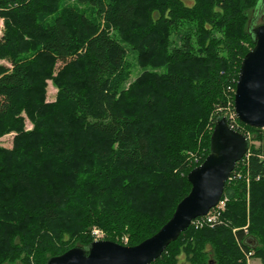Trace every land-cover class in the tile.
Segmentation results:
<instances>
[{
	"label": "trees",
	"instance_id": "obj_1",
	"mask_svg": "<svg viewBox=\"0 0 264 264\" xmlns=\"http://www.w3.org/2000/svg\"><path fill=\"white\" fill-rule=\"evenodd\" d=\"M258 3L0 0V139L14 134L0 146V264H47L95 229L127 247L151 238L190 193L218 119L247 136L229 113L261 145L226 183L220 221L191 224L151 264H264V129L234 110Z\"/></svg>",
	"mask_w": 264,
	"mask_h": 264
},
{
	"label": "water",
	"instance_id": "obj_2",
	"mask_svg": "<svg viewBox=\"0 0 264 264\" xmlns=\"http://www.w3.org/2000/svg\"><path fill=\"white\" fill-rule=\"evenodd\" d=\"M255 11L264 12V0ZM255 46L244 57L234 99L239 121L264 129V24L252 29ZM250 148L249 139L231 128L227 117L218 119L211 138V153L188 175L192 189L173 217L151 238L127 247L94 241L87 249L75 247L47 264H151L184 233L194 220L206 216L221 201L226 183Z\"/></svg>",
	"mask_w": 264,
	"mask_h": 264
},
{
	"label": "rangeland",
	"instance_id": "obj_3",
	"mask_svg": "<svg viewBox=\"0 0 264 264\" xmlns=\"http://www.w3.org/2000/svg\"><path fill=\"white\" fill-rule=\"evenodd\" d=\"M250 17H251L250 25L252 29L264 24V12L254 11L253 13L250 14ZM2 28H3V22L0 21V37H1ZM129 61H131L132 63L134 62V59L132 56H130ZM0 65H7V63L0 61ZM133 66L134 67H133V70L130 76V81H133L141 73V69L138 68L136 64L133 63ZM56 94H57L56 87L53 85L51 81H49L47 85V101L48 102L55 101ZM233 124L236 128L240 129L242 132H246L247 134L246 137L249 139L251 146L259 147L261 145V142H255V141L250 140V138L253 137L252 133L249 130H247V128L244 125L239 124L236 119L235 121H233ZM26 127L28 130L32 129V125L29 123V121L26 122ZM13 138H14L13 133L2 137L0 139V146L5 147V148H11L13 144ZM244 229H245V232L247 233L248 225H246ZM97 231L99 232L98 235L95 233ZM93 235L95 236V241L104 240V237H105V234L98 229L94 230ZM181 263L188 264L185 261L184 257L181 258ZM248 264H261V261L259 259H248Z\"/></svg>",
	"mask_w": 264,
	"mask_h": 264
},
{
	"label": "built area",
	"instance_id": "obj_4",
	"mask_svg": "<svg viewBox=\"0 0 264 264\" xmlns=\"http://www.w3.org/2000/svg\"><path fill=\"white\" fill-rule=\"evenodd\" d=\"M229 118L232 119V121H234L233 113H229ZM224 206H225V201L221 200L219 204L215 208H213L206 216L197 218L192 222V224H194L197 227H201L203 225L214 227L221 219ZM95 233L98 235L99 232L97 231ZM250 255L251 253L249 254V256Z\"/></svg>",
	"mask_w": 264,
	"mask_h": 264
}]
</instances>
